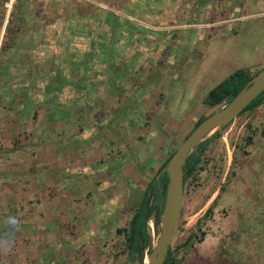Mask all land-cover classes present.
Masks as SVG:
<instances>
[{
    "label": "rangeland",
    "instance_id": "rangeland-1",
    "mask_svg": "<svg viewBox=\"0 0 264 264\" xmlns=\"http://www.w3.org/2000/svg\"><path fill=\"white\" fill-rule=\"evenodd\" d=\"M107 11L117 16L112 24ZM0 53V227L13 203L52 187L22 169L26 156L40 157L41 143L55 139L54 118L74 110L77 78L107 79L93 107L125 125L96 147L110 162L78 179L90 198L86 189L69 190L48 202L47 192L48 208L39 209L52 226L23 247L1 227L0 264H127L116 229L127 226L131 198L196 119L214 110L202 102L211 87L236 68L264 66V0H2ZM218 133L224 141L209 140L184 188L168 247L176 264H264V98ZM110 148L117 158L105 155ZM148 227L154 241L159 223Z\"/></svg>",
    "mask_w": 264,
    "mask_h": 264
},
{
    "label": "crops",
    "instance_id": "crops-1",
    "mask_svg": "<svg viewBox=\"0 0 264 264\" xmlns=\"http://www.w3.org/2000/svg\"><path fill=\"white\" fill-rule=\"evenodd\" d=\"M111 14L112 16H109L112 19L110 24H112V21L114 23L115 19L117 18L115 14L113 13ZM112 47H114V45H112ZM108 50H111L109 45H108ZM76 82L77 84L75 85V87L72 86V91L70 93L73 99L71 103L73 102L72 108L74 110H62L58 115V118H54L55 139L50 141H45L44 144L43 142L41 143L42 145L41 147L39 146V150H38L40 151L38 154L40 155V157L37 158V155L35 153L26 156L25 161L27 160L28 163H25L22 169V171L28 173L26 175H28V177H30L31 180L33 179L34 181H36L37 179L39 183L40 180L41 183H43V181L46 182V180H51L52 182L50 184L52 185V187L50 188L48 187V185H45L44 188L45 192L43 191L40 192V189L38 193H34V190L30 191L32 195L42 194V196L36 198L37 200L31 199V202L29 199H26L25 201H22L19 204L13 203L10 209L11 213H8V216L9 215L10 216L9 217L5 215L3 216L2 219L3 222L1 224V227H3V231L5 230L4 233L5 234L7 233L6 238L8 240L10 239L12 243H13L12 239L14 238V242L16 243L20 242L21 244L20 247L25 246L26 242L31 243V239H30L31 236L33 238H36L35 235H37L38 237V235H40L41 233L46 232L48 226H52L51 222H46L45 220L46 218H41V217H45V215L43 211H40L39 208L41 207L48 208L45 205L51 201L55 202L56 197L57 199H59V197L69 196L67 195L69 190L70 193L73 194L75 191L83 190V189L85 191L86 189L84 193V199L90 198V194H89L90 188H87L88 184H86L85 182L78 183V179L81 178L80 177L81 174L84 175L85 178H87L88 176L87 173L91 174V172L94 171L101 172L102 170L101 167L107 162H110V160L105 161L101 159L103 155V151L99 152V150L97 149L98 148L101 149L102 147L104 148V146H106L104 145V141H103V137L105 134L107 135V137H109L112 134V132L114 134L116 133L119 134L121 132L120 129L125 126L124 121L122 124V120L120 121V119H118L117 117L111 116L110 111L112 110H105L104 107H100V109L102 110H95L96 108L93 107L94 104H92V99L94 98L91 97L95 95V97L100 98L106 95L105 93L108 92V88H107L108 86L107 87L105 86L107 83H109L107 79H105L104 77L103 78L86 77L81 82L80 79L78 80L77 78ZM80 96H82L81 99ZM105 151H106L105 152L106 156H112L114 157V159L115 157L116 158L118 157L117 155L112 154L113 152L111 148ZM15 157L16 156H13V158ZM94 158H96V160ZM39 159L41 161H39ZM44 164H48L47 166L48 168L44 167L43 166ZM52 165H55L57 167ZM32 166L34 167V169H36V171L31 170ZM51 166L56 169H52L48 171V169H51ZM91 168H93V171L91 170ZM32 171L35 172L36 174L32 175L33 174ZM47 171L50 173V175ZM56 178L59 179L58 183L54 181V179ZM12 179H15L14 176H12ZM103 183L105 184H100L98 187L103 188L108 184V183L106 184L105 180H103ZM31 186L32 185H30V187ZM53 188H54V192L50 190ZM65 189L67 191H65ZM10 190L11 189L7 188V190L5 191L7 194H10ZM47 192H49V194ZM46 193L48 197L47 199L48 202H45L47 198ZM43 194L45 198L43 197ZM74 202L75 200L72 199V203ZM33 204L36 205V207H38V211L42 212V214L40 213L33 214L34 210L31 209V206H34ZM68 205L71 210V206L69 203H67V205L65 206ZM3 206L9 207L7 204ZM55 207L58 208V205L55 204ZM54 210L56 209L54 208ZM61 210H63V208L60 207L59 211L61 212ZM64 211L67 210L64 209ZM9 233H11V236L9 235ZM13 234L21 235L22 236L21 240L19 241L21 236L15 237V235L12 236ZM17 238L19 239L17 240ZM37 239L38 238H36V240ZM13 251L14 249L13 247H11L10 252L12 253ZM24 251L30 252L31 250L26 249ZM5 255H7L8 257L9 253L6 252Z\"/></svg>",
    "mask_w": 264,
    "mask_h": 264
},
{
    "label": "water",
    "instance_id": "water-1",
    "mask_svg": "<svg viewBox=\"0 0 264 264\" xmlns=\"http://www.w3.org/2000/svg\"><path fill=\"white\" fill-rule=\"evenodd\" d=\"M264 90V66L241 86L225 104L205 116L179 142L166 160L161 172L166 184L158 216L159 231L144 258V264H162L168 244L176 229L183 197V165L187 155L200 143L219 132Z\"/></svg>",
    "mask_w": 264,
    "mask_h": 264
},
{
    "label": "trees",
    "instance_id": "trees-1",
    "mask_svg": "<svg viewBox=\"0 0 264 264\" xmlns=\"http://www.w3.org/2000/svg\"><path fill=\"white\" fill-rule=\"evenodd\" d=\"M106 14L112 16L110 12H106ZM1 50H3V47L1 48ZM105 51H108V46L105 47ZM2 68H3V63L1 61V53H0V74L5 73V70ZM256 72L257 71H255L254 73H250L248 69L245 68L234 69L229 74H227L222 80H220L217 84H215L213 87H211L208 90L202 102L208 107H214V110L219 108V106L225 104L230 98H232L236 94V92L241 88V86L249 79V77L252 74H255ZM263 98H264V90L260 94H258L249 104H247L246 107L241 112L256 106L263 100ZM204 117L205 116H201L197 118L196 121L193 123L191 129L195 125H197V123H199ZM217 135L218 132L212 135L210 138L204 140L194 149L204 147L209 142V140L216 137ZM249 140L250 138L247 137L246 143ZM192 151L187 155L185 159L183 165V171L186 164H188L189 156L192 153ZM170 154L162 162V164L157 169L156 173L151 177V179L143 188V190H141L139 196L136 195L135 201L133 200L134 199L133 197L131 198L132 200H130V202L133 203L132 204L133 211L128 218L127 226L122 229L120 228L116 229L117 233L123 232V243L125 246L127 264L131 261H133L135 264H144L145 255L153 243V239L148 227V221L151 220L153 225L155 226L158 224V216L160 213L164 188L166 184L165 172H161L158 175V177H156V174L160 171L161 167L169 158ZM195 155H199V151L196 152ZM194 158H193V163L195 165V170H196L198 169V163L200 161ZM183 180H184V174H183ZM162 264H176L173 251L169 247L167 249V253L165 255Z\"/></svg>",
    "mask_w": 264,
    "mask_h": 264
},
{
    "label": "flooded vegetation",
    "instance_id": "flooded-vegetation-1",
    "mask_svg": "<svg viewBox=\"0 0 264 264\" xmlns=\"http://www.w3.org/2000/svg\"><path fill=\"white\" fill-rule=\"evenodd\" d=\"M8 106H7V110L10 108L9 107V101H8ZM219 134V133H218ZM222 138V140L224 141V138L222 137V135H218ZM207 145V144H206ZM205 147V146H204ZM204 147L202 148H196L189 156V160H188V164H186L185 168H184V171H183V174H184V180H183V191H184V188L186 187L187 189H191L192 185H193V182H194V178H195V165L193 163V158L195 156L194 159H198L199 161L201 155H202V152L204 150ZM201 150V151H200ZM199 151V155H195L196 152ZM226 157V156H225ZM221 187V186H220ZM209 211V210H208Z\"/></svg>",
    "mask_w": 264,
    "mask_h": 264
}]
</instances>
